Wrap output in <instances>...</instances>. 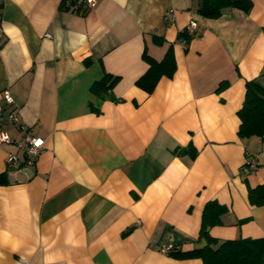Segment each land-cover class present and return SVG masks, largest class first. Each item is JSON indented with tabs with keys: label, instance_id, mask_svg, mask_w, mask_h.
Segmentation results:
<instances>
[{
	"label": "crops",
	"instance_id": "1",
	"mask_svg": "<svg viewBox=\"0 0 264 264\" xmlns=\"http://www.w3.org/2000/svg\"><path fill=\"white\" fill-rule=\"evenodd\" d=\"M72 1L0 0V104L8 89L23 127L44 139L32 164H6L24 155L4 118L0 264H202L160 247L204 246L212 200L226 210L209 235L264 236V204L248 200L264 183V138L237 133L246 81L264 85V0L216 18L197 0H96L85 14ZM169 49L173 75L139 87L144 54L160 61ZM105 74L115 83L93 94ZM189 145L195 156L180 152Z\"/></svg>",
	"mask_w": 264,
	"mask_h": 264
},
{
	"label": "trees",
	"instance_id": "2",
	"mask_svg": "<svg viewBox=\"0 0 264 264\" xmlns=\"http://www.w3.org/2000/svg\"><path fill=\"white\" fill-rule=\"evenodd\" d=\"M198 13L209 18L219 17L222 11L228 7H236L250 10L251 0H197ZM77 12L85 14L87 10L82 8L81 0L72 1ZM193 34L187 29L180 34L181 38L188 41ZM145 59L149 67L137 80L136 84L147 92H151L162 75L172 76L176 63L172 51L169 49L162 60L158 61L147 54ZM117 76L105 74L101 80L91 86V92L96 95L106 93L115 83ZM221 86H219L220 88ZM240 118L237 133L240 136L258 135L264 138V85H260L255 79L246 81V91L243 104L237 111ZM180 152H188L195 156L197 150L189 145L180 149ZM0 182L1 178H0ZM248 200L253 205L264 204V183L248 189ZM226 210V206L212 200L206 203L203 213L199 237L205 238L206 244L200 248L188 251L174 249L168 253L180 256H197L202 264H264V236L262 237H238L232 239L217 240L209 235L210 226L220 223V216Z\"/></svg>",
	"mask_w": 264,
	"mask_h": 264
},
{
	"label": "built area",
	"instance_id": "3",
	"mask_svg": "<svg viewBox=\"0 0 264 264\" xmlns=\"http://www.w3.org/2000/svg\"><path fill=\"white\" fill-rule=\"evenodd\" d=\"M81 2L84 5L85 9L89 10L95 5L96 0H81ZM195 27L196 22L194 20H191L187 28L188 32L192 34ZM1 97L3 103L0 104V143L8 144L13 142L8 130L4 125V118L6 117L20 130V138L15 143L18 148L23 151L24 155V158L20 159L16 154L9 152L5 157V163L8 165H16L20 163L30 165L38 156L44 143V139L41 136L33 133L29 128L23 127L20 122L19 108L13 105L14 101L8 89L1 90ZM256 166V160L249 159L241 167V170L244 173H247L250 170L254 169ZM174 249L175 248L172 244L162 245L160 247V250L166 253Z\"/></svg>",
	"mask_w": 264,
	"mask_h": 264
}]
</instances>
